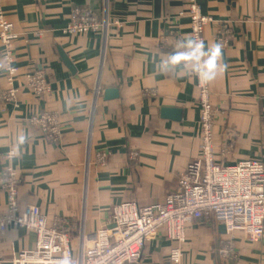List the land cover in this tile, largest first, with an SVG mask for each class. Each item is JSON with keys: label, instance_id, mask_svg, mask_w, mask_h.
Instances as JSON below:
<instances>
[{"label": "crops", "instance_id": "0c3cea01", "mask_svg": "<svg viewBox=\"0 0 264 264\" xmlns=\"http://www.w3.org/2000/svg\"><path fill=\"white\" fill-rule=\"evenodd\" d=\"M76 6L98 15L107 10L106 33H64ZM0 9L19 34L20 67L16 101L0 97V176L16 170L20 208L38 205L47 219L69 215L76 235L81 225L87 231L102 227L124 200L163 202L188 163L202 154L197 78L190 83L175 72L157 74L153 62L192 34L189 0H0ZM204 12L212 18L206 46L217 43L223 28L231 36L222 48L227 69L210 83L216 160L264 161V0H205ZM30 70L42 71L53 91L39 95L29 87ZM6 83L7 73L0 70V87ZM109 87L120 96L105 99ZM164 106L182 108V118L162 117ZM44 111L58 117L61 140L29 121L32 112ZM104 150L109 156L98 162L96 154ZM7 152L15 156L2 158ZM8 206V191L1 189L0 216ZM186 232L183 264H264V234L230 236L213 216L188 222ZM36 241L34 230L9 225L0 231V264H12L13 256L33 250ZM229 241L236 258L225 261L212 247ZM176 244L161 227L132 264H173Z\"/></svg>", "mask_w": 264, "mask_h": 264}, {"label": "built area", "instance_id": "2783aa9c", "mask_svg": "<svg viewBox=\"0 0 264 264\" xmlns=\"http://www.w3.org/2000/svg\"><path fill=\"white\" fill-rule=\"evenodd\" d=\"M192 34L206 45L205 28L212 18L205 14V0H189ZM110 26L107 10L98 15L89 8L76 6L63 32L102 31ZM43 32L38 31L35 35ZM15 25L7 20L0 9V70L7 73V83L0 87V97L16 101L17 75ZM230 31L219 30L217 43L225 48L230 43ZM10 69V70H9ZM25 80L37 94H49L53 86L40 70H30ZM199 87L200 121L202 126V154L188 163L181 173L175 189L163 202L142 205L135 200L116 204L106 223L95 231H87L81 225L78 234L69 218L56 216L47 219L38 205L29 204L20 208L18 203L19 176L9 168L0 176V190L8 191V212L0 216V231L9 225H21L36 232V247L22 251L12 258V264H132L139 262L148 239L161 227L166 236L177 242L171 249L173 264H183L184 243L187 241V223L204 216H213L223 222L226 232L234 236L242 231L250 235L264 234V161L256 158L241 159L235 163H220L216 160L214 147V107L210 83ZM100 92L97 88L96 94ZM151 95L154 92H150ZM29 121L39 127L49 138L59 141L62 130L55 113L32 112ZM7 152L2 158L14 157ZM108 151L96 154L97 161L105 163ZM1 157V156H0ZM138 157L137 152L132 153ZM89 153V162L91 161ZM79 227V226H78ZM213 250L225 261L236 258L231 241L214 244Z\"/></svg>", "mask_w": 264, "mask_h": 264}, {"label": "clouds", "instance_id": "9594fccd", "mask_svg": "<svg viewBox=\"0 0 264 264\" xmlns=\"http://www.w3.org/2000/svg\"><path fill=\"white\" fill-rule=\"evenodd\" d=\"M223 60L219 43L206 46L202 40L187 34L175 45L173 52L161 55L159 59L154 56L153 62L157 74L175 72L178 78H187L190 83L194 77L199 78L201 83H211L221 71L227 69ZM25 141L26 137L21 135L19 143Z\"/></svg>", "mask_w": 264, "mask_h": 264}, {"label": "water", "instance_id": "95a60500", "mask_svg": "<svg viewBox=\"0 0 264 264\" xmlns=\"http://www.w3.org/2000/svg\"><path fill=\"white\" fill-rule=\"evenodd\" d=\"M61 56L65 63L73 68V64L69 58V56L63 51V49H59ZM120 96V92L118 88L115 87H109L104 90V97L105 99H113ZM183 109L179 107H170V106H164L161 108V115L164 118H170L173 120H180L182 118Z\"/></svg>", "mask_w": 264, "mask_h": 264}, {"label": "rangeland", "instance_id": "374dc122", "mask_svg": "<svg viewBox=\"0 0 264 264\" xmlns=\"http://www.w3.org/2000/svg\"><path fill=\"white\" fill-rule=\"evenodd\" d=\"M91 32H96V31H91ZM80 33H82V32H80ZM40 95V94H39ZM43 95H45V94H43ZM18 96V95H17ZM39 128V127H38ZM263 161V160H262ZM90 164H87V162H86V165H85V170H86V172H87V170H88V165H89V168H90V165L92 164V162H89ZM230 163H232V162H230ZM230 163H228V164H230ZM87 174H88V172H87ZM87 174H86V177H87ZM121 203V202H120ZM119 204V203H118ZM115 206V205H114ZM114 206H113V208H114ZM112 208V209H113ZM61 216V215H60ZM66 216H69V215H66ZM66 216H62V217H66ZM68 218V217H67ZM98 229V228H97ZM97 229H94V230H92V231H95V230H97ZM90 230V229H89ZM36 247V246H35Z\"/></svg>", "mask_w": 264, "mask_h": 264}, {"label": "trees", "instance_id": "16d2710c", "mask_svg": "<svg viewBox=\"0 0 264 264\" xmlns=\"http://www.w3.org/2000/svg\"><path fill=\"white\" fill-rule=\"evenodd\" d=\"M218 260H219V258H218Z\"/></svg>", "mask_w": 264, "mask_h": 264}]
</instances>
